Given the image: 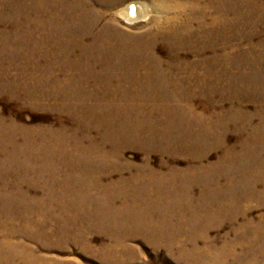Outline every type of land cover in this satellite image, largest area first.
Listing matches in <instances>:
<instances>
[{"label": "rangeland", "instance_id": "obj_1", "mask_svg": "<svg viewBox=\"0 0 264 264\" xmlns=\"http://www.w3.org/2000/svg\"><path fill=\"white\" fill-rule=\"evenodd\" d=\"M0 264H264V0H0Z\"/></svg>", "mask_w": 264, "mask_h": 264}, {"label": "bare ground", "instance_id": "obj_2", "mask_svg": "<svg viewBox=\"0 0 264 264\" xmlns=\"http://www.w3.org/2000/svg\"><path fill=\"white\" fill-rule=\"evenodd\" d=\"M140 5V4H139ZM139 7V6H138ZM141 7V6H140ZM136 5L134 3H129L127 6L124 7V12L126 15L132 16L136 11ZM125 18V17H124ZM127 19V18H126Z\"/></svg>", "mask_w": 264, "mask_h": 264}]
</instances>
